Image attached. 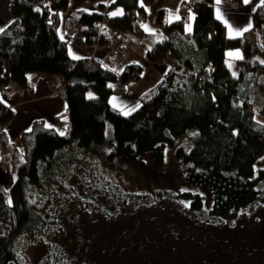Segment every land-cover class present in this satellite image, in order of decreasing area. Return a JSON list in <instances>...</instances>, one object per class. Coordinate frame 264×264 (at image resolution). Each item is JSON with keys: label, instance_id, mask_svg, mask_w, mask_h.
Here are the masks:
<instances>
[{"label": "trees", "instance_id": "16d2710c", "mask_svg": "<svg viewBox=\"0 0 264 264\" xmlns=\"http://www.w3.org/2000/svg\"><path fill=\"white\" fill-rule=\"evenodd\" d=\"M154 1L112 0L98 4L95 11L71 13L60 37L57 12L66 8L67 0H9L12 18L0 29V85L4 72L20 87L29 71L60 75L63 86L58 93L66 102L68 119L62 134L37 116L20 131L15 145L5 130L14 112L0 100V164L7 183V194L0 189V264H24L18 250L23 235L41 248L34 264H75L67 248L53 240L62 229L54 227L48 208L55 193H75L74 185L66 183L74 166L66 156L72 146L89 148L103 162L123 156L143 168V153L151 152L161 163L165 146L194 129L190 146L177 147L175 154L183 160L184 183L205 187L210 205L205 210L203 196L186 190L181 192L189 202L186 213L225 216L257 199L264 203V167L255 172V164L264 162V122L256 118V110L264 108V0L252 14L251 28L235 37L223 34L212 14V0H197L191 31L184 28L185 13L166 21L158 10L162 37L143 34L151 43L145 47V58L166 61L168 69L126 112L111 105V84L138 81L141 63L131 61L115 71L95 57L68 54L74 32H80L87 45L103 44L102 29L133 30L135 15L144 14V7ZM116 7L120 13L106 14ZM135 31L141 35L140 26ZM230 48H239L241 57H227ZM107 122L112 125V145L106 150ZM88 163L82 168L89 170ZM82 172L76 173L77 180ZM47 174L54 179L46 181ZM99 177L101 184L94 190L107 203L119 200L125 206L133 199L116 182ZM44 185L43 205L39 191Z\"/></svg>", "mask_w": 264, "mask_h": 264}, {"label": "rangeland", "instance_id": "374dc122", "mask_svg": "<svg viewBox=\"0 0 264 264\" xmlns=\"http://www.w3.org/2000/svg\"><path fill=\"white\" fill-rule=\"evenodd\" d=\"M75 36L82 40L81 33ZM133 40L123 44L125 54L113 57L115 61H123L132 49L136 52L134 56L145 54V46ZM71 47L69 45V49ZM136 59L141 63L142 59L138 56ZM141 65V81H138L145 87H152L160 77L149 75L145 64ZM113 69L118 71V68ZM61 81L53 85L57 91L63 85L56 87V83ZM256 118L264 122V108L256 110ZM67 119L66 113V121L62 122L63 115L59 121L67 123ZM58 129L60 133L65 132V128ZM194 131L188 129L175 136L173 143L165 146L161 163L154 161L151 152L143 153L140 156L143 168L123 156L103 162L94 157L89 148L70 147L66 156L74 166L70 168V179L66 183L74 185L75 193L66 197L55 193L48 208L54 227L62 229L60 234L53 236V240L67 248V256L73 258L75 264H264V203L261 200L257 199L225 216L202 218L186 213L189 202L181 196L183 191L199 192L203 196L205 210L210 205L209 192L205 187L184 183L183 160L175 154L177 147L187 149L190 146ZM10 137L8 139L18 145L17 138ZM111 145L112 125L107 122L103 146L107 150ZM261 159L264 160V153ZM87 162L90 163L85 168L91 165L89 170L81 166ZM259 166L264 167V162L255 164V172ZM78 172H82L78 178L83 181L76 179ZM99 174L131 193L133 199L125 206L119 200L114 205L107 203L94 190L101 184ZM44 179L52 181L54 177L47 174ZM46 185L42 192L39 187L33 189L35 194L41 193L43 205L47 196ZM0 189L7 194L5 171L1 164ZM18 250L24 264H34L41 252V248L25 235L20 238Z\"/></svg>", "mask_w": 264, "mask_h": 264}, {"label": "crops", "instance_id": "0c3cea01", "mask_svg": "<svg viewBox=\"0 0 264 264\" xmlns=\"http://www.w3.org/2000/svg\"><path fill=\"white\" fill-rule=\"evenodd\" d=\"M111 1L112 0H67L66 8L57 12L58 35L60 37L64 36L69 14L80 10L86 12L95 11L98 4L106 5ZM183 1L184 0H155L146 5L144 7L143 20L139 25L142 30L141 35L136 31H116L106 26V28L102 29V33L106 42L111 43L110 47L102 44L96 49H93L92 46L85 43L83 35L82 40L79 36H75L80 34V32L73 33L67 44L68 54L74 58L95 57L99 59L102 64L112 69L118 68V70H120L124 64L136 61L138 56V58L142 59L141 63H144V66L148 69L149 75L151 74L155 75L156 78H161L168 69L166 61L157 60L150 62L145 58V54L143 56L141 54L134 56V54L136 55L135 49L129 51L127 57L123 61H119L120 63L115 61L113 57L124 56L123 44L133 39L137 41L136 44L144 45L145 47L151 46L150 41H148L143 34L154 33L155 37L160 39L162 36L158 34L159 31L156 24L158 10H162L163 19L166 21L178 19L182 15L181 6ZM261 2L262 0H248V2L245 3V0H239L238 5L234 6L232 0H220L219 3H217V0H212L211 9L214 18L222 25L223 34L227 37H235L242 35L251 28L252 14L256 6ZM105 12L108 15H113V13L118 14L121 12V8L116 7ZM185 14L187 19L184 28L189 24L192 26L193 21V12L188 11ZM190 14L192 19H189ZM11 18L12 14L9 9V0H0V29L4 27ZM237 33L240 34L237 35ZM74 36L75 38H73ZM140 36L143 37V40L139 39ZM113 42H116V44ZM69 45L72 46L70 49ZM117 48H121V55L117 54ZM73 53L79 55L75 56ZM237 53L238 55H236ZM225 55L230 58H240L241 50L239 48H230L226 50ZM4 73V82L0 85V100L5 105L12 108L14 112L13 118L5 128L7 138H9V134H11V137L16 139L19 132L28 128L32 119L37 116L43 117L47 122L56 125L58 128H65V123H60L59 118L63 115L64 120L62 122L66 121V102L53 86L55 82L62 80L60 75L29 71L25 74V86L20 87L10 82L7 73ZM140 81H131L124 85L112 83L111 87L114 88L115 92L109 97L111 105L121 112H126L133 105L138 103L144 91L151 88L143 86ZM26 87H31V91H26Z\"/></svg>", "mask_w": 264, "mask_h": 264}, {"label": "built area", "instance_id": "2783aa9c", "mask_svg": "<svg viewBox=\"0 0 264 264\" xmlns=\"http://www.w3.org/2000/svg\"><path fill=\"white\" fill-rule=\"evenodd\" d=\"M239 3L238 0H232V4L234 6H237ZM197 9V0H184L181 6V12L182 13H187L188 11L194 12ZM104 14V13H103ZM144 17V14L142 12H138L135 17H134V29L132 31H135L136 28L140 25V23L142 22ZM99 36L97 35L95 38L97 39ZM102 44H99L97 41H95L91 46L93 47V49H96L97 47H99ZM103 45L110 47L111 43L110 42H105L103 43ZM117 54L121 55L122 54V50L121 48H117L116 49ZM209 69V67H208ZM63 85V81H61L60 83H56V87H61ZM26 90L29 91L31 90V87H26Z\"/></svg>", "mask_w": 264, "mask_h": 264}, {"label": "snow or ice", "instance_id": "6c2138e0", "mask_svg": "<svg viewBox=\"0 0 264 264\" xmlns=\"http://www.w3.org/2000/svg\"><path fill=\"white\" fill-rule=\"evenodd\" d=\"M220 2V0H217V3H219ZM248 2V0H245V3H247ZM113 15H115V13H113ZM189 19H192V17H191V14H190V16H189ZM185 29H186V31H191V25L189 24V25H186L185 26ZM240 33H237V35H239ZM236 55H238V53L236 54ZM63 134V133H62Z\"/></svg>", "mask_w": 264, "mask_h": 264}]
</instances>
